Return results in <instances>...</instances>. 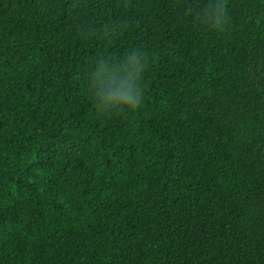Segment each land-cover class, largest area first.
<instances>
[{"label": "trees", "instance_id": "obj_1", "mask_svg": "<svg viewBox=\"0 0 264 264\" xmlns=\"http://www.w3.org/2000/svg\"><path fill=\"white\" fill-rule=\"evenodd\" d=\"M0 264H264V0H0Z\"/></svg>", "mask_w": 264, "mask_h": 264}, {"label": "clouds", "instance_id": "obj_2", "mask_svg": "<svg viewBox=\"0 0 264 264\" xmlns=\"http://www.w3.org/2000/svg\"><path fill=\"white\" fill-rule=\"evenodd\" d=\"M213 15H215L213 13ZM220 19H216V24H220ZM145 54L140 52L139 54L133 55L124 65V71L127 72L129 69L133 70L136 76L132 77L128 82L126 91L120 96L105 95L100 91L95 93L96 96V108L98 112L104 113L110 109H126L128 111H135L142 103V92L138 87L139 80L142 78V73L145 68V62L143 57ZM103 71V69H101Z\"/></svg>", "mask_w": 264, "mask_h": 264}, {"label": "rangeland", "instance_id": "obj_3", "mask_svg": "<svg viewBox=\"0 0 264 264\" xmlns=\"http://www.w3.org/2000/svg\"><path fill=\"white\" fill-rule=\"evenodd\" d=\"M56 145L61 148V149H65V150H69V151H77V147L76 144L73 143L72 141L62 138L60 140L57 141ZM68 180H71V178H69Z\"/></svg>", "mask_w": 264, "mask_h": 264}]
</instances>
